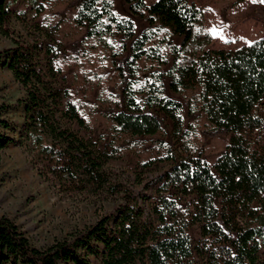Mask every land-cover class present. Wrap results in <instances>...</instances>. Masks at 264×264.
I'll return each instance as SVG.
<instances>
[{"label": "trees", "instance_id": "1", "mask_svg": "<svg viewBox=\"0 0 264 264\" xmlns=\"http://www.w3.org/2000/svg\"><path fill=\"white\" fill-rule=\"evenodd\" d=\"M125 1L148 22L140 35L131 19L114 10L113 0H77L74 22L85 34L82 44L63 53L31 28V21L43 26L37 19L44 2H26L35 9L32 17L18 8L19 0H0V33L13 42L0 50V65L24 91L17 101L23 107L20 126L0 119V149L22 147L61 198L87 194L114 203L93 223L42 247L0 215V264H264V37L237 48H209L214 37L196 2ZM117 38L115 54L129 55L116 75L87 65L90 49ZM44 55L55 80L44 71ZM141 69L148 76L142 78ZM115 78L123 95L109 86ZM166 79L174 92L192 93L188 117L204 118V133L229 135L213 164L200 157L197 126H186L185 105L167 95ZM92 112L111 122L104 149L82 135L94 130ZM159 113L171 119L174 137L190 158L139 180L154 192L147 212L108 162L129 153L142 159L149 149L141 137L164 130ZM172 158L168 151L153 153L141 165L148 169ZM197 225L194 241L191 229Z\"/></svg>", "mask_w": 264, "mask_h": 264}, {"label": "rangeland", "instance_id": "2", "mask_svg": "<svg viewBox=\"0 0 264 264\" xmlns=\"http://www.w3.org/2000/svg\"><path fill=\"white\" fill-rule=\"evenodd\" d=\"M28 0H19L18 8H27L32 17H35V9L27 6ZM45 3V10L37 19L39 27L31 21V28L38 31V35L45 45L55 46L65 53L74 45L82 44L85 28L79 27L74 22L77 0H39ZM152 3L156 0H146ZM204 11L206 25L213 34L214 40L209 48H237L249 44L256 39L264 37V0H192ZM114 10L122 17L131 19L140 35L147 27L146 18L134 14L130 4L125 0H113ZM13 26L23 31L22 25L13 21ZM25 33V31H23ZM120 39H110L111 46L99 45L96 49L89 50L86 58L87 65L102 73L116 75L120 65L125 64V58L129 52L120 51ZM182 38L177 37L176 41ZM130 45V41L127 43ZM10 38L0 33V50L12 47ZM43 68L49 79L55 80L47 68L46 56H43ZM142 78L148 76V72L141 69ZM111 89L123 95L120 81L115 78L109 83ZM166 93L169 97L181 101L185 105L186 126L195 123L200 141L197 148L200 157L213 164L229 141V135L206 134L202 130L204 118L195 120L188 117L187 102L192 93L179 94L169 87L166 79ZM24 91L15 80L11 70L0 65V107L11 105L7 110L0 108V119H8L18 126L23 121V107L17 104L22 98ZM165 120L164 130L153 136L141 137L145 141L146 149L142 159L135 154L129 153L122 159H112L108 166L121 175L139 195L140 200L147 212L152 208L154 192L146 191L144 183H139L142 178L152 177L165 170L171 169L176 163L185 158H190L183 149L181 140L174 137L173 125L170 118L159 113ZM94 130L92 133L82 132V135L96 142L102 149L109 146L108 132L111 122L100 112L89 114ZM9 134L10 131H7ZM18 136V134H16ZM173 155L171 160L159 161L148 169H144L141 161L148 159L153 153ZM149 194L150 196H146ZM114 203L110 198L93 197L87 194H79L70 198H61L53 190L48 182H44L38 172L29 164L28 155L19 145H11L0 149V215L12 218L23 230L32 242L39 247L50 245L57 238H62L72 232L76 227H83L93 223L98 216L110 212ZM194 241L200 235V227L191 229ZM264 260V249L261 251ZM98 264V261H95ZM198 264H205L199 259Z\"/></svg>", "mask_w": 264, "mask_h": 264}]
</instances>
